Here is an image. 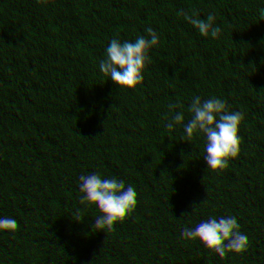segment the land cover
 <instances>
[{"label":"trees","instance_id":"trees-1","mask_svg":"<svg viewBox=\"0 0 264 264\" xmlns=\"http://www.w3.org/2000/svg\"><path fill=\"white\" fill-rule=\"evenodd\" d=\"M0 264H264V0H0Z\"/></svg>","mask_w":264,"mask_h":264},{"label":"clouds","instance_id":"clouds-1","mask_svg":"<svg viewBox=\"0 0 264 264\" xmlns=\"http://www.w3.org/2000/svg\"><path fill=\"white\" fill-rule=\"evenodd\" d=\"M238 2L243 4L244 0ZM54 31L60 39H63L67 33L63 23H58ZM210 150V145L204 143L186 148L182 152L173 154L171 158L167 154L161 155L153 169L159 191L164 192L170 185L182 184L190 171L192 175H198L208 163ZM158 213L159 221L166 224H174L184 219L183 211L175 204L168 203V206Z\"/></svg>","mask_w":264,"mask_h":264}]
</instances>
